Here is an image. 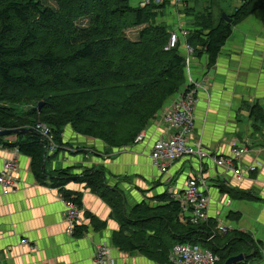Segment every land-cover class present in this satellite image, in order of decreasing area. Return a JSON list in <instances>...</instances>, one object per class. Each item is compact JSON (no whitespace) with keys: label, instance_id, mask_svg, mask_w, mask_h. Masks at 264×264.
Wrapping results in <instances>:
<instances>
[{"label":"trees","instance_id":"1","mask_svg":"<svg viewBox=\"0 0 264 264\" xmlns=\"http://www.w3.org/2000/svg\"><path fill=\"white\" fill-rule=\"evenodd\" d=\"M132 1L0 0V101H45L43 108L47 110L70 104L65 117L55 118L44 112L38 117L34 108L28 118L19 121L0 108L5 111L0 112V129L33 130L9 136L12 141L4 144L28 156L35 178L59 189L65 199L73 200L80 209L82 196L73 197L65 190L70 182L85 184L106 200L113 210L112 217L119 223L112 243L122 253L141 254L155 264H165L174 245L199 240L219 256L218 264L240 254L245 255V260L237 264H257L262 255L251 235L229 229L209 241L217 223L212 218L198 226L182 223L180 203L168 191L154 197L162 203L156 208L142 201L131 207L127 215L125 194L118 186L107 184L104 170L89 168L79 175L74 172L75 167H66L48 173L49 141L37 129L38 124L50 129L59 148L66 145L63 134L67 124L78 134L101 140L109 148L130 147L186 83L188 64L181 42L166 51L169 26L158 24L166 1L146 7H135ZM185 9L192 17L193 28L185 42L194 55L206 54L211 68L217 64L233 28L264 10V0H243L234 12L227 14L232 23L217 17L212 6ZM83 19L88 20V25H79ZM134 28L140 30L138 38L131 40L127 31ZM2 91H12L14 95L6 96ZM249 108L255 124H264L263 108ZM6 138L0 137V142ZM218 189L224 201L254 198L223 183ZM90 218L97 227H106V223ZM79 227L76 226V236L83 234ZM167 240L174 245L169 247Z\"/></svg>","mask_w":264,"mask_h":264},{"label":"crops","instance_id":"2","mask_svg":"<svg viewBox=\"0 0 264 264\" xmlns=\"http://www.w3.org/2000/svg\"><path fill=\"white\" fill-rule=\"evenodd\" d=\"M165 1L160 16L168 19L169 31H177L179 26L188 32L192 30V17L185 8L194 6V0H187L188 3L178 0L176 4L173 0ZM180 37L181 52L187 57L184 38ZM208 62L206 54L194 55L186 69L188 77L203 85L194 138L200 139L211 154L221 157L230 156L235 144L249 148L237 165L243 171L241 180L205 161L203 177L213 198L211 216L221 217L230 229L251 235L261 251L259 263L264 264V124H255L249 108L258 105L264 110V10L235 26L217 64L209 68ZM152 123L144 142L122 149H110L101 141L93 142L92 138L76 133L67 139L63 137L66 145L59 154L48 155V173L66 167H75L74 172L79 175L89 168L102 169L107 184L118 186L131 207L146 198L149 205L151 201L157 204L153 198L166 191L171 196L180 194L188 177L197 176L200 166L195 159H181L167 175H161L152 164L151 147L167 130L159 117ZM5 142L8 140L0 142V171L6 161L15 160L19 187L15 193H5L0 186V264H95L96 249L101 243L109 244L116 264H155L144 255L125 254L113 245L111 238L119 229V223L112 217L113 210L82 183L70 182L65 186L73 197L81 195L83 203L79 227L83 234L70 235L61 191L37 180L32 160ZM250 167H256L255 171L250 172ZM222 183L254 198L231 199L230 206H224L218 189ZM154 186H161L163 191L150 192ZM90 217L106 223V227H97ZM23 240L28 243L23 244Z\"/></svg>","mask_w":264,"mask_h":264},{"label":"built area","instance_id":"3","mask_svg":"<svg viewBox=\"0 0 264 264\" xmlns=\"http://www.w3.org/2000/svg\"><path fill=\"white\" fill-rule=\"evenodd\" d=\"M243 0H236L238 4ZM176 4L178 0H173ZM165 0H140L139 6L146 7L151 4L162 5ZM179 4V3H178ZM170 35L169 42L165 47L169 51L179 45L181 37L186 40L188 31L177 28ZM187 62L194 56L193 49L185 42L184 45ZM203 88L201 83L196 82L191 77L187 78V87L184 91L176 95L164 108L158 113L160 122L165 126L164 136L152 143L151 160L153 166L161 175H167L175 162L181 159H195L200 168L197 176L190 175L186 181L180 199L178 200L181 207L180 221L184 224L198 226L207 224L210 221L211 207L213 198L209 193L208 184L203 177V165L206 160L214 163L218 168L224 171L232 172L238 180L243 178V171L238 168V163L248 154L249 148L246 145H233L231 154L228 157L213 155L205 148L200 139L194 138L195 118L197 105L200 100V89ZM37 129L49 141L48 155L54 154L59 148L53 140L50 129L44 124H38ZM1 130V129H0ZM147 131L143 130L135 139V144L145 141ZM256 167H250L248 170L254 172ZM18 166L15 160H9L4 163L0 171V186L5 193H15L19 187L15 176ZM176 197L178 194L173 193ZM172 195V196H173ZM173 196V197H174ZM174 197V198H175ZM232 200L220 201L224 206L229 207ZM65 207V219L68 225V232L75 236L76 226L81 224V209L73 200H63ZM223 207L221 206V209ZM230 227L222 220L218 221L213 229L209 241L217 235L228 232ZM27 244V240L22 241ZM219 256L207 248H201L191 243L176 244L170 251L168 262L165 264H218ZM95 264H116L112 257L111 248L108 243H101L97 246L95 255Z\"/></svg>","mask_w":264,"mask_h":264},{"label":"rangeland","instance_id":"4","mask_svg":"<svg viewBox=\"0 0 264 264\" xmlns=\"http://www.w3.org/2000/svg\"><path fill=\"white\" fill-rule=\"evenodd\" d=\"M139 3H140V0H134V1H132V5L133 6H135V7H138L139 6ZM193 3V5L194 6H196L197 7V9H202L203 7H208V6H212L213 7V12L215 13V15L218 17V16H220V17H222V15L224 14V13H226V14H231L232 12H234L235 11V9H236V7L239 5L237 2H236V0H198V3L196 2H192ZM165 4V3H164ZM202 11V10H201ZM258 12V11H257ZM159 19H158V24H161V23H168V19L164 16V15H162V16H159L158 17ZM79 25L80 26H86V25H88V20L87 19H83V20H81V21H79ZM168 25V24H167ZM139 30L140 29H138V28H134L133 30H129V31H127V35H128V37L131 39V40H136L137 38H138V32H139ZM171 33V32H170ZM185 77H186V83H187V78H188V74L186 73V75H185ZM186 83H185V85H186ZM185 85L181 88L182 90L179 92V93H181L182 91H183V89H185ZM178 93V94H179ZM2 94L3 95H6V96H9V95H14V93L12 92V91H5V92H3L2 91ZM177 94V95H178ZM171 98H174V96L173 97H171ZM170 98V99H171ZM169 99V100H170ZM40 103H43L42 105V108L39 110V108H38V106H39V104ZM45 101H41V102H39V104H37V103H35V102H33V101H31V100H28L27 98H22L20 101H18V102H11V101H0V108H4V109H6L7 110V112H9L12 116H13V118L16 120V121H19V119H26V118H28V115L30 114V113H32L33 111H34V108H36L37 109V113H36V115L38 116V117H40L41 115H42V113L44 112L45 114H47V115H49V116H51V117H55V118H59V117H65L66 116V112L68 111V107H66V106H68V105H70V104H65L66 106H64V105H57V107H55V106H51L50 107V110L48 109H44L43 107L45 106ZM89 110L90 109H88V110H86V113L87 112H89ZM0 112H3V113H5V111L4 110H0ZM72 117V116H71ZM32 119H34V118H32ZM83 121L84 120H82V122L80 123V124H82L83 123ZM78 134L77 132H75L74 130H73V128H72V126L70 125V124H67L66 126H65V129H64V134H63V137H65V139H67L68 138V135H76V134ZM79 135H82V134H79ZM82 136H84V135H82ZM75 137H77V136H75ZM85 137H88V136H85ZM90 138H92L93 140H95V141H93V142H97V141H101V140H98V139H95V138H93V137H90ZM11 139V137H7L6 138V140H8V141H11L10 140ZM108 147V146H107ZM109 148V147H108ZM111 149V148H110ZM152 187V186H151ZM151 187H149V188H151ZM158 186H154V189H148V190H150V192H154L155 191V189L157 190V189H159V191H163V188L160 186V187H158ZM180 196H181V194H178L175 198H176V200H179L180 199ZM154 199L155 198H153V201H154ZM147 204H148V201H149V199L148 198H146L145 200H144ZM152 202V201H151ZM150 202V205H152L151 207L152 208H156V206L155 205H161L162 203H160L159 201H156V203L157 204H152ZM130 209H131V206L130 205H128L127 204V207H126V214L127 215H129L130 213H131V211H130ZM212 220H214L216 223H218V221H220V220H222V218L221 217H219V216H215V215H212ZM190 225V224H189ZM228 236V235H227ZM228 239V238H227ZM224 240V239H223ZM185 243H191V244H194V245H197V246H199V247H201V248H205L204 246H203V243L201 242V241H199V240H197L196 242H185ZM184 244V243H183ZM167 245L169 246V247H172L173 245H174V242L173 241H170V240H167ZM175 246V245H174ZM173 246V247H174ZM172 247V248H173ZM257 264H261V263H257Z\"/></svg>","mask_w":264,"mask_h":264},{"label":"water","instance_id":"5","mask_svg":"<svg viewBox=\"0 0 264 264\" xmlns=\"http://www.w3.org/2000/svg\"><path fill=\"white\" fill-rule=\"evenodd\" d=\"M222 19L224 21H226L227 23H232L233 19L230 18L226 13H224L222 15ZM43 103H40L38 108L39 110L42 108V105ZM30 133V132H33V130H30V129H26V128H16V129H11V130H2L0 131V137H8V136H12V135H16L18 133ZM245 260V255L243 254H240V255H237L235 257H231L230 259H228L226 261L225 264H237L239 262H242Z\"/></svg>","mask_w":264,"mask_h":264},{"label":"bare ground","instance_id":"6","mask_svg":"<svg viewBox=\"0 0 264 264\" xmlns=\"http://www.w3.org/2000/svg\"><path fill=\"white\" fill-rule=\"evenodd\" d=\"M0 131H2V129Z\"/></svg>","mask_w":264,"mask_h":264},{"label":"clouds","instance_id":"7","mask_svg":"<svg viewBox=\"0 0 264 264\" xmlns=\"http://www.w3.org/2000/svg\"><path fill=\"white\" fill-rule=\"evenodd\" d=\"M259 263V262H258Z\"/></svg>","mask_w":264,"mask_h":264}]
</instances>
